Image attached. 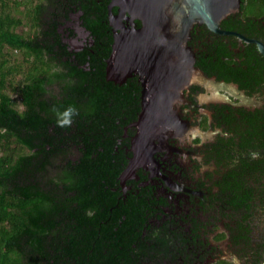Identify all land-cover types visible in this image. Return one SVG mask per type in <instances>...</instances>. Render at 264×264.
<instances>
[{"label": "trees", "instance_id": "trees-1", "mask_svg": "<svg viewBox=\"0 0 264 264\" xmlns=\"http://www.w3.org/2000/svg\"><path fill=\"white\" fill-rule=\"evenodd\" d=\"M47 1L31 3L24 21L18 3L0 0V264H199L167 224L139 223L136 186L123 197L133 128L124 132L141 87L106 78L110 0ZM245 1L264 10V0ZM73 12L94 39L83 56L59 30ZM25 24L36 32L18 31ZM53 105L77 107L70 128L56 126Z\"/></svg>", "mask_w": 264, "mask_h": 264}, {"label": "flooded vegetation", "instance_id": "flooded-vegetation-1", "mask_svg": "<svg viewBox=\"0 0 264 264\" xmlns=\"http://www.w3.org/2000/svg\"><path fill=\"white\" fill-rule=\"evenodd\" d=\"M65 11L64 6L60 13ZM80 14L70 13L59 30L70 51L83 56L94 39ZM109 26L114 40L110 21ZM220 27L227 33L194 26L187 44L194 67L206 79L189 84L174 100L173 121L165 138L155 141L153 159L123 184L121 174L118 180L125 200L136 186L146 218L139 223L167 224L174 239L196 252L199 264H234L231 256L240 264H263L264 54L259 44L264 46V10L248 13L242 0ZM129 78L139 83L141 100L144 77L135 72L125 82ZM136 120L124 132L127 137L133 128L129 157Z\"/></svg>", "mask_w": 264, "mask_h": 264}, {"label": "water", "instance_id": "water-1", "mask_svg": "<svg viewBox=\"0 0 264 264\" xmlns=\"http://www.w3.org/2000/svg\"><path fill=\"white\" fill-rule=\"evenodd\" d=\"M241 2L110 0L108 18L114 40L106 60V78L122 84L135 72L141 79L144 77L141 110L132 123L137 128L130 143L132 155L120 175L122 184L153 159L155 141L165 138L174 118L172 105L181 90L205 78L194 67V54L187 44L192 29L196 24H205L212 31L227 33L221 29V21L239 11ZM136 21H140V26ZM259 48L264 54V46L259 44ZM57 70L61 67L55 64ZM230 258L240 264L236 256Z\"/></svg>", "mask_w": 264, "mask_h": 264}, {"label": "rangeland", "instance_id": "rangeland-1", "mask_svg": "<svg viewBox=\"0 0 264 264\" xmlns=\"http://www.w3.org/2000/svg\"><path fill=\"white\" fill-rule=\"evenodd\" d=\"M35 3V2H39V0H9V5L12 7V8H15V4L16 3H18L19 4V11H22L21 13H22V15H20V16H22L23 17V20L24 21H29L30 20V17H29V13H26V11L28 12V7H30L31 6V3ZM47 0H42V3L45 5L44 7H46L47 6ZM49 10H51L50 8H46L45 9V14H44V18L45 17H47V15L49 14L48 13V11ZM248 13H251V14H257L259 11H260V9H258L257 10V8H248L247 10H246ZM16 12L17 11H14V10H12V13L15 15L16 14ZM16 16H19L18 14H16ZM23 29V31L24 32H26V31H29V30H32L30 33H31V35H33L34 34V31L36 32V30L34 29L33 30V28H29V26L27 25V24H25V26H23V27H19L18 28V31H21ZM20 58H21V56H20ZM53 70H55V66H54V68H53Z\"/></svg>", "mask_w": 264, "mask_h": 264}, {"label": "clouds", "instance_id": "clouds-1", "mask_svg": "<svg viewBox=\"0 0 264 264\" xmlns=\"http://www.w3.org/2000/svg\"><path fill=\"white\" fill-rule=\"evenodd\" d=\"M51 111L56 116V126L62 129L70 128L74 122V118L79 115V110L75 105H69L62 111L53 105Z\"/></svg>", "mask_w": 264, "mask_h": 264}]
</instances>
